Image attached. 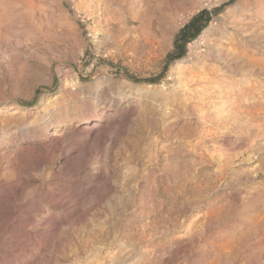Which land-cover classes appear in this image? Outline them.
I'll use <instances>...</instances> for the list:
<instances>
[{"label": "rangeland", "instance_id": "374dc122", "mask_svg": "<svg viewBox=\"0 0 264 264\" xmlns=\"http://www.w3.org/2000/svg\"><path fill=\"white\" fill-rule=\"evenodd\" d=\"M230 1L0 0V264H264V0Z\"/></svg>", "mask_w": 264, "mask_h": 264}, {"label": "trees", "instance_id": "16d2710c", "mask_svg": "<svg viewBox=\"0 0 264 264\" xmlns=\"http://www.w3.org/2000/svg\"><path fill=\"white\" fill-rule=\"evenodd\" d=\"M235 0H231L226 5H230ZM224 5L223 7H225ZM220 10L216 9L213 12L209 11H201L197 15H195L183 28H181L178 33L176 34L174 38V45L173 50L167 55L166 58V65L161 75L154 77V78H148V79H138L133 78L131 76H128L126 74V77L134 82V83H146L149 85H157L160 84V82L165 78L167 68L170 64L180 61L183 58L186 57L188 53V45L191 44L193 41L199 38V36L202 34L204 30L207 29L209 26L213 14H217ZM100 64L103 63L101 60H99ZM112 65V64H111ZM117 74H122V72L118 71ZM41 92H37V94H40Z\"/></svg>", "mask_w": 264, "mask_h": 264}, {"label": "bare ground", "instance_id": "6f19581e", "mask_svg": "<svg viewBox=\"0 0 264 264\" xmlns=\"http://www.w3.org/2000/svg\"><path fill=\"white\" fill-rule=\"evenodd\" d=\"M243 57V56H242ZM238 59V58H237ZM260 73V72H259ZM264 92V91H263ZM238 118V117H237ZM239 119H241V118H239ZM245 119V118H244ZM241 120H243V119H241ZM251 120V119H250ZM243 124V123H242ZM241 124V125H242ZM251 125V124H250ZM261 126V125H260ZM264 126V125H263ZM97 128H99V125H95V126H93V127H91V128H87V129H85L82 133H81V135H83L86 139L88 138V137H90V134H91V132L93 131V130H96ZM263 128V127H262ZM58 143V142H57ZM99 147V146H98ZM104 166V165H103ZM199 171H201V170H199ZM103 173V172H102ZM194 174H195V172H194ZM104 176H106L105 174H104ZM199 176V175H198ZM196 177V176H195ZM196 179V178H195ZM198 180V179H197ZM199 181V180H198ZM1 183H2V185H1V188H0V191H1V193H3V195H5L7 198H11L12 196H14V195H17L18 193H19V190H20V185L21 184H14V183H11L10 181H9V179L7 178V177H5L2 181H1ZM200 186H201V184L200 183H198L197 184V188H200ZM3 225H5V226H7V222L6 223H4ZM257 236V235H256Z\"/></svg>", "mask_w": 264, "mask_h": 264}]
</instances>
